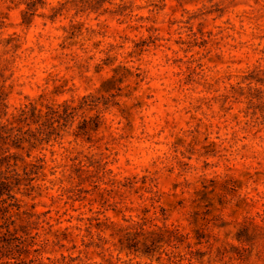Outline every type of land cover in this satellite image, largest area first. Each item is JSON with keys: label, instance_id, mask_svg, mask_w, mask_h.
<instances>
[{"label": "rangeland", "instance_id": "374dc122", "mask_svg": "<svg viewBox=\"0 0 264 264\" xmlns=\"http://www.w3.org/2000/svg\"><path fill=\"white\" fill-rule=\"evenodd\" d=\"M0 84L90 95L0 211L27 264H264V0H0Z\"/></svg>", "mask_w": 264, "mask_h": 264}, {"label": "trees", "instance_id": "16d2710c", "mask_svg": "<svg viewBox=\"0 0 264 264\" xmlns=\"http://www.w3.org/2000/svg\"><path fill=\"white\" fill-rule=\"evenodd\" d=\"M110 81L111 79L105 80V82ZM7 95L4 85L0 84V211L6 215L9 207H15L16 215L23 213L31 217L35 213L21 209V201L15 192L22 187H31L30 181L33 177L30 174L37 173L43 165L26 160L24 153L30 156L35 147L44 141L47 142L60 127L59 124L55 125L54 123L61 119L68 121L69 117H74L80 109L83 110L90 104V95L82 96L76 105L64 100L56 105L46 103L43 107L38 106L36 99H30L16 113L6 117L5 121H1L7 113ZM88 123L89 121L84 118L83 125L80 126L82 132H91L99 126L98 122ZM32 124L36 126L32 128ZM20 166L25 175L18 171ZM31 166L36 167V170H31V168L28 170ZM12 216H7L5 221L0 224V264L33 263V258H27L33 240L29 243L27 241L33 239L36 234L31 235L29 222L17 227ZM19 231L22 234H19ZM171 232L179 233L180 231L178 228H174Z\"/></svg>", "mask_w": 264, "mask_h": 264}]
</instances>
